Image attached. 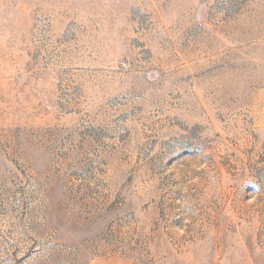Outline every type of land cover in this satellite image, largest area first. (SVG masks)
<instances>
[{
    "label": "rangeland",
    "instance_id": "rangeland-1",
    "mask_svg": "<svg viewBox=\"0 0 264 264\" xmlns=\"http://www.w3.org/2000/svg\"><path fill=\"white\" fill-rule=\"evenodd\" d=\"M0 264H264V0H0Z\"/></svg>",
    "mask_w": 264,
    "mask_h": 264
}]
</instances>
